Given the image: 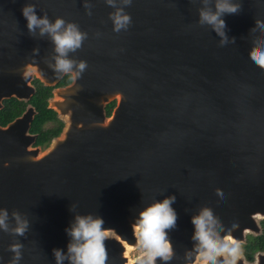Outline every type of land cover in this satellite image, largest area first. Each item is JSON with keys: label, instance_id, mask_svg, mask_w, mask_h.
I'll return each mask as SVG.
<instances>
[{"label": "water", "instance_id": "95a60500", "mask_svg": "<svg viewBox=\"0 0 264 264\" xmlns=\"http://www.w3.org/2000/svg\"><path fill=\"white\" fill-rule=\"evenodd\" d=\"M224 3L236 11L219 14L223 27L202 19ZM25 8L49 25L62 20L57 33L72 25L79 47L61 55L43 24L29 30ZM254 50L264 52V0H0V109L28 101L33 78L72 77L48 99L65 125L44 150L29 131L31 104L0 125V264H75L77 217L102 221L105 264H149L150 251L130 261L126 246H138L140 213L165 199L175 215L169 254L151 264L207 253L195 218L218 245L260 235L264 68ZM209 257L197 264H229L223 252ZM231 264H264V250Z\"/></svg>", "mask_w": 264, "mask_h": 264}, {"label": "clouds", "instance_id": "9594fccd", "mask_svg": "<svg viewBox=\"0 0 264 264\" xmlns=\"http://www.w3.org/2000/svg\"><path fill=\"white\" fill-rule=\"evenodd\" d=\"M235 11L236 6L227 3L218 4L216 13L210 14L202 12L201 17L210 24L223 27L224 21L218 19L219 14L221 12L234 13ZM30 12L31 8H25L22 10V14L27 19L29 30H31L34 26L43 24L44 28L41 29V31L47 30L53 33L56 50L61 55H63L66 50L79 47L81 34L75 31L72 25H69L67 29L62 34H60L57 33V30L63 24L62 20L57 19L55 24L49 25L46 19L37 20L36 16L34 14H30ZM127 19L128 17L126 16H117L116 23L117 25H119L122 20L127 21ZM251 59L257 64V66H259L260 68H264V52L254 50L251 53ZM71 65L72 62L69 60H57V68L60 70L68 71V69L71 68ZM79 68L83 70L85 68V64L83 62L80 63ZM169 204L170 201L168 199H165L160 203H156L146 208L143 212L140 213V220L138 225L136 226V231L143 246L146 249L150 250V255L148 257L149 264H151L152 259L156 256H159L163 259L168 258L169 244L165 239L164 229L172 226L175 221L174 212L169 207ZM203 215L208 216L209 213L205 211ZM3 223V219H0V226H2ZM193 223L197 226L198 235L200 239L205 243L206 247L215 249V245L209 240L207 234L204 231V219L202 217L195 218L193 220ZM101 224L102 221L99 219L92 220L90 217H77V223L76 226L73 227L71 235L75 239L82 240L83 242L79 245H69L68 249L70 253L74 254L75 264H105L106 250L103 244V240L108 235V233L101 229ZM16 231L19 234H23L24 229L23 227H20L17 228ZM18 247V245H14L12 250L15 252ZM221 251H229L230 253H235L236 249H228L227 246H225V248ZM56 255L59 259V252H57ZM211 258L212 257H208V259Z\"/></svg>", "mask_w": 264, "mask_h": 264}, {"label": "trees", "instance_id": "16d2710c", "mask_svg": "<svg viewBox=\"0 0 264 264\" xmlns=\"http://www.w3.org/2000/svg\"><path fill=\"white\" fill-rule=\"evenodd\" d=\"M71 79L70 74H65L59 84H65ZM35 84V93L28 101H21L16 98H9L3 100V107L0 109V125H5L7 122L20 115L25 109L27 103H31L36 114L30 125V132H36L37 137L34 142L35 145H46L50 140L57 136L61 130L63 122L57 119L54 110L47 107V98L51 96V86H45L37 78L33 79ZM115 101L109 102L105 106L106 115H109ZM262 233L258 236H251L242 245L244 254L250 258L254 251L264 249V219L261 221Z\"/></svg>", "mask_w": 264, "mask_h": 264}, {"label": "rangeland", "instance_id": "374dc122", "mask_svg": "<svg viewBox=\"0 0 264 264\" xmlns=\"http://www.w3.org/2000/svg\"><path fill=\"white\" fill-rule=\"evenodd\" d=\"M58 116L62 118V116L58 113ZM41 150H44L42 147H41ZM253 235V234H251ZM139 237V236H138ZM139 240V243H138V246H133L131 249H129L127 255H128V259L131 260H134L135 258H138L140 256H142L145 252H149L150 250L149 249H146L142 242ZM242 243H239V244H234L232 242H230V240L228 241H225L224 244L222 245H218L216 244L215 245V249H210L207 251V253H205L203 256H200L199 259H202V260H197V263L203 261L204 259H206L207 257L211 256L212 254L216 253V252H223L225 253L227 259H228V263L231 264V260H232V256L234 254H238V255H242V246H241ZM225 246H227L228 249H231V248H235L236 251L235 253H230L229 251H221L222 249L225 248ZM195 263V264H197Z\"/></svg>", "mask_w": 264, "mask_h": 264}, {"label": "flooded vegetation", "instance_id": "af4514ba", "mask_svg": "<svg viewBox=\"0 0 264 264\" xmlns=\"http://www.w3.org/2000/svg\"><path fill=\"white\" fill-rule=\"evenodd\" d=\"M65 74H67V73H65ZM65 74H64V75H65ZM68 74H70V73H68ZM64 75H63V76H64ZM63 76L59 79V81H58L54 86H51V96H50V97H52V94H53V90H54V89H60V88H62V87H64V86L68 85V84L71 82L72 77H71V74H70L71 79H70L69 82H66L65 84H59V83L61 82V79L63 78ZM33 79H34V78H33ZM32 84L35 86V84L33 83V80H32ZM50 97H49V98H50ZM49 98H47V104H48V99H49ZM28 104H31V103H27V104H26V107H27ZM31 105H32V104H31ZM106 105H107V104H106ZM32 106H33V105H32ZM114 106H115V105H114ZM114 106H113V107H114ZM26 107H25V108H26ZM33 107H34V106H33ZM24 110H25V109H24ZM24 110H23V111H24ZM52 110H53V109H52ZM23 111H22V112H23ZM111 111H112V110H111ZM22 112H21V113H22ZM55 113H56V112H55ZM110 113H111V112H110ZM109 115H110V114H109ZM109 115H107V116H109ZM56 117H57V119H60V120L63 122L62 127H61V130H60L59 134L57 135V136H59L60 133L62 132V129L64 128V125H65V118H64V117H62V118L59 117V116H58V113H56ZM32 121H33V120H32ZM31 123H32V122H31ZM30 133H32V134H36V137H37V133H36V132H30ZM57 136H55V137H57ZM55 137H53V138H55ZM53 138H52V139H53ZM52 139H51V140H52ZM51 140H50V142H51ZM50 142H49V143H50ZM49 143L46 144V145H43V146H42V145H38V146H40V147H42V148L44 149V148H46V147L49 145ZM34 145H35V144H34ZM35 146H37V145H35ZM249 237H251V235H247V237H246V241H247V238H249ZM246 241H245V242H246ZM242 245H243V243L241 244V246H242ZM243 250H244V249H243V247H242V254H243V256H244V258H245L246 261H251L252 258H253V254H254L255 252L258 251V250H257V251H254L253 253H251L250 258H249L247 255L244 254V251H243ZM260 250H262V249H260ZM198 260L200 261V260H202V259H199V258H198ZM196 263H197V262H196Z\"/></svg>", "mask_w": 264, "mask_h": 264}, {"label": "bare ground", "instance_id": "6f19581e", "mask_svg": "<svg viewBox=\"0 0 264 264\" xmlns=\"http://www.w3.org/2000/svg\"><path fill=\"white\" fill-rule=\"evenodd\" d=\"M214 245H216L214 242H212ZM130 248H129V246H126V252H127V250H129Z\"/></svg>", "mask_w": 264, "mask_h": 264}]
</instances>
